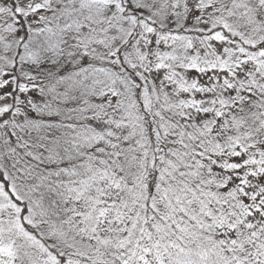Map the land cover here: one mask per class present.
Here are the masks:
<instances>
[{
  "label": "snow or ice",
  "instance_id": "6c2138e0",
  "mask_svg": "<svg viewBox=\"0 0 264 264\" xmlns=\"http://www.w3.org/2000/svg\"><path fill=\"white\" fill-rule=\"evenodd\" d=\"M0 264H264V0H0Z\"/></svg>",
  "mask_w": 264,
  "mask_h": 264
}]
</instances>
